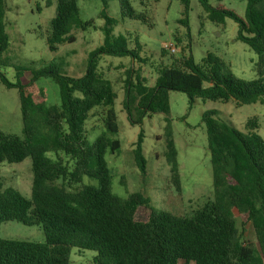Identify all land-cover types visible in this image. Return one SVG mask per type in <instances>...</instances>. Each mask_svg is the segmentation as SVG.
<instances>
[{"label": "trees", "instance_id": "16d2710c", "mask_svg": "<svg viewBox=\"0 0 264 264\" xmlns=\"http://www.w3.org/2000/svg\"><path fill=\"white\" fill-rule=\"evenodd\" d=\"M55 1L56 14L47 38L52 51L63 42L75 41L73 28L93 25L92 20L82 19L76 0ZM102 1L105 39L91 52L82 76L63 74L53 65L16 67V81L12 82L0 70V81L19 91L24 132L22 137L0 129V164L31 157L33 169L31 198L0 181V224L17 221L36 225L45 236L43 241L0 238V264H70L74 247L95 251L96 264H264V138L256 118H249L245 131H240L213 118V111L203 114L213 198L190 215L158 210L141 191L124 199L113 194L105 155L121 148V140L114 137L119 130L117 93L99 70L98 61L103 54L130 57L132 64L144 58L137 37L131 47L129 37L113 34L117 19L108 15V1ZM179 1L183 5L180 22L188 26L190 0ZM218 1L213 5L209 0H199L204 13L201 20L224 25L231 18L238 23L237 39L258 55V78L245 81L237 77L213 52L197 62L192 53L178 56L162 47V56L168 55L170 61L161 60L154 86L147 85L133 65L127 70L123 105L132 124H142L152 114L168 113L172 90L184 92L191 104L201 99L233 101L240 107L263 101L264 0H243L247 2L245 17L221 3L223 0ZM120 6L122 18L142 19L129 0H120ZM5 10V0H0V56L10 45ZM41 77H51L58 84L59 105H47L46 91L37 83ZM90 117H96L104 128L91 144L86 131ZM165 134L164 155L171 180L180 191L178 151L169 122ZM143 137L141 131L133 155L145 177ZM84 176L96 179L98 185L82 184ZM72 185L80 187L69 190ZM235 210L253 224L257 245L243 238Z\"/></svg>", "mask_w": 264, "mask_h": 264}, {"label": "rangeland", "instance_id": "374dc122", "mask_svg": "<svg viewBox=\"0 0 264 264\" xmlns=\"http://www.w3.org/2000/svg\"><path fill=\"white\" fill-rule=\"evenodd\" d=\"M76 1L82 19L92 20L93 25L86 29L73 28L71 34L75 36V41L63 42L56 51H52L47 38L51 32V20L56 14V1L5 0V24L10 45L0 56V70L10 81H16V67L40 69L53 65L61 73L70 76L79 77L85 73L91 52L102 45L105 39V18L100 16L104 5L102 0ZM107 1L108 15L117 19V24L113 25V34L129 37L131 47L135 46L137 37L142 44L140 55L144 58V61L132 64L130 57L103 54L98 61L99 70L112 82L117 93L115 110L119 130L114 137L121 140V148L116 153L108 151L105 155L112 176V192L124 199L131 193L141 191L150 197L152 205L158 210L190 215L213 198V170L203 114L213 111V118L240 131H245L249 118H256L260 124L258 132L264 138V99L240 107L233 101L201 99L191 104L184 92L172 90L169 93L168 113L152 114L142 124H132L123 105L127 70L133 65L146 78V84L154 86L156 69L161 60L165 63L170 61L168 55L162 56L161 48L166 43H173L177 48L175 55L192 53L199 62L207 52H213L226 61L237 77L249 81L259 76L256 69L258 55L249 45L237 39L239 25L235 20L227 18L224 25H216L208 19L201 20L200 16L204 13L199 0H190L188 26L180 22L183 18V5L179 0H129L142 16V19L136 20L122 18L120 0ZM209 1L213 5L220 3L218 0ZM221 3L245 17L246 1L223 0ZM167 53L170 51L167 50ZM26 72L27 69L24 73ZM37 83L46 91L47 105L60 104L59 86L53 78L41 77ZM168 122L173 129L178 151L180 191L171 180L170 167L164 155L165 126ZM95 125L98 127L95 128ZM0 129L24 136L19 91L17 88L6 87L1 81ZM103 130L96 117H90L86 121L90 144ZM141 131L144 133L142 147L147 168L145 177L133 155ZM0 181L5 187H12L24 197L31 198V157L18 163H1ZM56 183L60 185L61 181ZM82 184L98 185V181L84 176ZM80 185H72L68 189L74 191ZM235 214L243 238L257 245L253 224L237 210ZM0 238L43 241L45 236L39 226L8 221L0 224ZM95 255L93 250L74 247L70 254V264H96L93 261Z\"/></svg>", "mask_w": 264, "mask_h": 264}, {"label": "built area", "instance_id": "2783aa9c", "mask_svg": "<svg viewBox=\"0 0 264 264\" xmlns=\"http://www.w3.org/2000/svg\"><path fill=\"white\" fill-rule=\"evenodd\" d=\"M165 47L170 51L175 53L177 48L173 43H166Z\"/></svg>", "mask_w": 264, "mask_h": 264}]
</instances>
